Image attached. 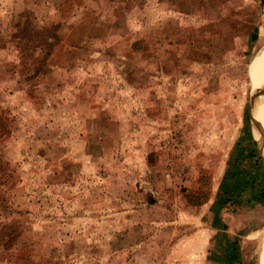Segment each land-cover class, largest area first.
<instances>
[{"label":"rangeland","instance_id":"1","mask_svg":"<svg viewBox=\"0 0 264 264\" xmlns=\"http://www.w3.org/2000/svg\"><path fill=\"white\" fill-rule=\"evenodd\" d=\"M56 7L0 0V264H219L218 188L264 162V0H163L139 29ZM222 219L259 264L264 204Z\"/></svg>","mask_w":264,"mask_h":264},{"label":"trees","instance_id":"2","mask_svg":"<svg viewBox=\"0 0 264 264\" xmlns=\"http://www.w3.org/2000/svg\"><path fill=\"white\" fill-rule=\"evenodd\" d=\"M252 143L255 145V142ZM238 147L241 148L240 145ZM244 152V148L239 151ZM245 156V161L239 164L233 162L234 166L225 174L211 206L214 213L213 226L217 234L212 238L213 250L209 251L208 260L219 264H241L242 261L240 236L228 234L222 212L231 206L252 208L264 204V162L257 150H251ZM206 198V194L202 193L197 204H203Z\"/></svg>","mask_w":264,"mask_h":264},{"label":"crops","instance_id":"3","mask_svg":"<svg viewBox=\"0 0 264 264\" xmlns=\"http://www.w3.org/2000/svg\"><path fill=\"white\" fill-rule=\"evenodd\" d=\"M49 1L57 5V17L67 18L63 22L65 29H139L144 25L141 18L155 14L153 7L162 10L163 0Z\"/></svg>","mask_w":264,"mask_h":264},{"label":"bare ground","instance_id":"4","mask_svg":"<svg viewBox=\"0 0 264 264\" xmlns=\"http://www.w3.org/2000/svg\"><path fill=\"white\" fill-rule=\"evenodd\" d=\"M254 72L258 71L263 65H264V49H261L259 51V54L257 58L255 59L254 63ZM262 73H260V77L257 79V81L254 83V91L256 93V102L254 101V104L256 106V109L262 116L261 119L264 122V75L263 78H261ZM262 80H261V79ZM261 80L262 86H259V82ZM264 136V135H263ZM259 264H264V239L262 242V248L260 252V259H259Z\"/></svg>","mask_w":264,"mask_h":264},{"label":"water","instance_id":"5","mask_svg":"<svg viewBox=\"0 0 264 264\" xmlns=\"http://www.w3.org/2000/svg\"><path fill=\"white\" fill-rule=\"evenodd\" d=\"M255 98H256V95H255ZM255 100V99H254Z\"/></svg>","mask_w":264,"mask_h":264}]
</instances>
